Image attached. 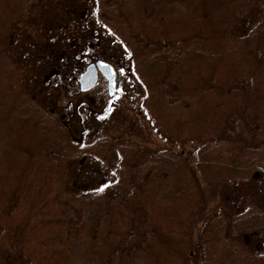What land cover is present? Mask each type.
Returning <instances> with one entry per match:
<instances>
[{
	"label": "trees",
	"instance_id": "trees-1",
	"mask_svg": "<svg viewBox=\"0 0 264 264\" xmlns=\"http://www.w3.org/2000/svg\"><path fill=\"white\" fill-rule=\"evenodd\" d=\"M32 1L0 0V264H264V205L203 213L217 184L264 175V0L94 1L170 144L149 151L75 141L29 94L6 38ZM109 151L108 181L70 183L75 158Z\"/></svg>",
	"mask_w": 264,
	"mask_h": 264
},
{
	"label": "rangeland",
	"instance_id": "rangeland-1",
	"mask_svg": "<svg viewBox=\"0 0 264 264\" xmlns=\"http://www.w3.org/2000/svg\"><path fill=\"white\" fill-rule=\"evenodd\" d=\"M94 1L33 0L20 21L9 27L6 47L27 82L25 87L35 99L58 113L75 141L110 135L119 140H135L146 151L167 147L169 143L160 128L141 114L142 88L129 70L124 50L97 20ZM96 59L110 62L115 68L117 90L112 97L106 98L99 88L90 93L79 90L78 77L82 69ZM192 151L190 144L184 147V155ZM116 158L113 151L102 157L75 158L68 170L70 183L74 187L84 183L83 189L98 188L109 180ZM251 175L255 176L254 181L248 183L252 188L244 182L239 186L240 194L232 191L240 181L217 184L216 190L211 192L213 200L203 213L213 211L219 207L218 203L230 209L238 201L235 199L244 201L247 206L263 207L264 175L258 168H253ZM195 225L193 240L198 227ZM260 236L257 235V241ZM261 241L264 249V238Z\"/></svg>",
	"mask_w": 264,
	"mask_h": 264
},
{
	"label": "water",
	"instance_id": "water-1",
	"mask_svg": "<svg viewBox=\"0 0 264 264\" xmlns=\"http://www.w3.org/2000/svg\"><path fill=\"white\" fill-rule=\"evenodd\" d=\"M98 71L108 80L109 93L113 92L116 71L114 66L103 59H96L87 63L78 77L79 89L85 91L94 86Z\"/></svg>",
	"mask_w": 264,
	"mask_h": 264
},
{
	"label": "flooded vegetation",
	"instance_id": "flooded-vegetation-1",
	"mask_svg": "<svg viewBox=\"0 0 264 264\" xmlns=\"http://www.w3.org/2000/svg\"><path fill=\"white\" fill-rule=\"evenodd\" d=\"M97 88H99L98 89L99 92H100L101 89H103V94L106 95V98H109V97H112L113 95H116V90H117L116 89V77H115V84H114L113 92L111 94L109 93L108 81L101 74V72H98L97 80H96L94 86L92 88H90L89 90L82 91V92H84V93H90L91 91L96 90Z\"/></svg>",
	"mask_w": 264,
	"mask_h": 264
}]
</instances>
